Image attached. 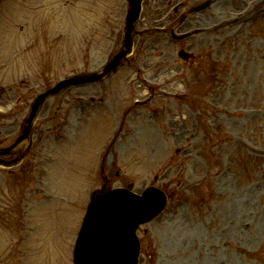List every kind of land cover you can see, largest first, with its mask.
<instances>
[{"label":"rangeland","instance_id":"1","mask_svg":"<svg viewBox=\"0 0 264 264\" xmlns=\"http://www.w3.org/2000/svg\"><path fill=\"white\" fill-rule=\"evenodd\" d=\"M177 1L144 0L134 42L137 47H155L162 55L167 52L171 65L194 78L165 85L164 72L173 66L157 70L156 77L149 68L134 82L151 77L147 84L151 91L135 85L133 95L131 87L120 85L115 94L104 95L112 109L99 103L80 108L79 98L84 103L101 97L100 85L94 83L64 89L39 111L32 128H50L45 120L54 116L58 106V124L63 129L86 127L80 128L75 141L71 139L70 155H64L68 153L65 143L60 145L62 162L55 164L59 163L50 176H55L54 195L64 196L65 202L42 210L41 214L50 213L46 216L53 231L48 233L54 245L47 249L41 241L35 259L44 256L47 261L54 259L52 264L57 258L72 264L87 199L108 174L112 188L132 184L133 191L141 193L155 186L169 197L164 213L139 228L143 255L138 264H264V20L252 29L243 21L264 0H214L191 13L187 23L189 30L197 23L210 34L197 37L198 31L176 45L161 32L169 25L170 5ZM181 1L189 10L207 0ZM127 8V0L3 1L0 85L4 90L20 89L14 103L17 107L24 101L23 115L41 92L60 80L103 68L122 45ZM179 47L201 54L182 62L171 54ZM161 59H151L149 66ZM130 76L131 71L123 68L115 79ZM211 82L218 84L210 86ZM7 93L0 96L2 110L10 102ZM134 98L142 102L132 106ZM120 103L121 111L128 105L132 111L123 113L122 119L115 115ZM97 106L101 107L93 109ZM153 109L160 111V118H152ZM132 116H137L134 121ZM139 129L145 132L142 139L137 137ZM61 131L54 134L68 135ZM120 134L124 138L120 146L128 147L124 155L114 150V142L106 143L108 136L111 140ZM110 154L115 165L110 164ZM101 157H107L106 162ZM8 182L0 175V264H24L27 253L18 209L22 199L16 196L24 192L11 191ZM37 199L40 205L45 201ZM32 254L29 250L30 259Z\"/></svg>","mask_w":264,"mask_h":264},{"label":"water","instance_id":"2","mask_svg":"<svg viewBox=\"0 0 264 264\" xmlns=\"http://www.w3.org/2000/svg\"><path fill=\"white\" fill-rule=\"evenodd\" d=\"M139 1L140 0H131L132 4V14H137L139 11ZM127 50L129 49V37L127 36V44H126ZM125 54L123 52L120 54L110 65V67H114L117 64V61ZM82 82L80 79H75L70 81V83H79ZM43 98V97H42ZM115 197L112 198L109 202V204L116 203V196L123 200L121 202V206H128L130 211L133 212L134 216L126 217L124 221H128L127 224H132L127 231L123 232L121 238H125V240L128 243L127 251L129 250L130 255L127 254L126 249H123V257L119 258V261H117V264H136V258L138 254V243L134 235V231L136 229V225L139 222H144L148 219H150L154 214L159 212L161 200L162 198L158 195V193L154 191L146 192L142 197L138 198L132 195H128L126 193H119V194H113ZM101 198V194L95 193L93 198V204L95 203L96 199ZM131 219V221H129ZM125 225V226H126ZM126 230V227L123 228ZM124 246V243L121 244V247ZM131 258V260H129Z\"/></svg>","mask_w":264,"mask_h":264},{"label":"flooded vegetation","instance_id":"3","mask_svg":"<svg viewBox=\"0 0 264 264\" xmlns=\"http://www.w3.org/2000/svg\"><path fill=\"white\" fill-rule=\"evenodd\" d=\"M15 124H16V122H15ZM16 126V125H15Z\"/></svg>","mask_w":264,"mask_h":264}]
</instances>
